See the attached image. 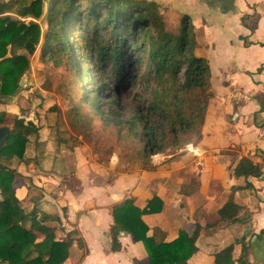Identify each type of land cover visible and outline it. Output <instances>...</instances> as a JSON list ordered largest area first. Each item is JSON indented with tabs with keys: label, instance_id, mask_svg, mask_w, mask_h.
I'll return each mask as SVG.
<instances>
[{
	"label": "trees",
	"instance_id": "obj_1",
	"mask_svg": "<svg viewBox=\"0 0 264 264\" xmlns=\"http://www.w3.org/2000/svg\"><path fill=\"white\" fill-rule=\"evenodd\" d=\"M44 1L48 5L46 14ZM10 3L18 4L16 13L19 17L0 16V98L5 100L18 89L20 76L29 66L27 53L34 52L42 36L41 55L67 56L71 60L73 85L77 78H82V83L92 76L97 79L91 86L88 82L87 88L82 85L84 95L80 103H91L99 110L98 99L111 88L105 70L113 74L115 83L128 85L133 81L140 89L150 90L146 102L157 116L155 122L141 106L135 107L131 117L143 142V157L162 151L168 137L176 139L179 132L190 133L203 123L209 99L213 96L210 68L206 57L196 50L194 25L187 13L181 14L179 27L173 30L168 28V20L154 0H85L84 3L80 0H0V5L6 7H10ZM43 15L45 27L42 30L39 18ZM26 17L29 19L25 20ZM260 43L264 45V37ZM17 49H25L26 53L17 52ZM89 91L93 96H87ZM1 124H7L5 112L0 113ZM40 126L33 119L25 120L23 116L15 115L10 133L0 149V157L15 156L18 162L25 163L34 161L36 158L29 152V135L38 134ZM254 155H264V148H257ZM1 163L0 264H63L73 241L84 248V241L75 227L64 231L62 237H56L48 227L41 228L37 223L31 227L25 225V217L34 222H60V216L40 210L43 195L40 185L32 184L24 197H18L16 188L26 177L17 165ZM262 169L251 156L243 154L237 159L231 173L236 178L243 176L245 183L230 186L226 200L216 210V221L234 222L241 218V213L248 211L235 201L233 193L237 189L253 187L248 176H259ZM25 200L32 205L22 219L18 212L24 210ZM163 202L159 194L152 193L143 206L135 203L133 195L123 204L114 203L108 230L110 248H120L118 234L125 230L132 240L142 242L148 264H189L188 259L198 249L197 237L212 223L195 221L190 233L178 228L173 238L165 239L156 226L149 232L150 226L143 218L144 214L160 212ZM42 229L49 232L40 238ZM263 233L264 227L256 235ZM241 238L242 250L237 259L246 263L249 244L243 242L244 235ZM48 241V248L39 252L38 245L45 246ZM229 260L224 247L213 253V264H230Z\"/></svg>",
	"mask_w": 264,
	"mask_h": 264
},
{
	"label": "crops",
	"instance_id": "obj_2",
	"mask_svg": "<svg viewBox=\"0 0 264 264\" xmlns=\"http://www.w3.org/2000/svg\"><path fill=\"white\" fill-rule=\"evenodd\" d=\"M154 1L159 4L168 23L171 20L180 21L182 13L189 15L194 25L196 50L206 57L210 68V90L213 92L210 100L216 102L220 109V181H215L218 184L217 193H220V199L219 194L203 197L200 193V187L207 181L204 177H207L208 171L205 170L199 173L200 178H203L199 180L193 192L182 194L184 198L181 197L178 202L174 200L177 202L174 205L181 208V201L185 199L184 210L187 213H176L182 222L179 228L190 233L195 221L204 224L208 222L206 214H216L217 208L230 193L232 184L244 185L243 176L236 178L231 173L237 159L243 154H254L257 148H264V45L260 43L264 37V0ZM4 6L0 5V12ZM211 101L210 105L213 103ZM207 115L206 111V119ZM35 122L41 125L38 132L45 133V137L41 138V141H44V150L41 153L36 151L37 154L33 151L32 155L36 158L34 161L18 163L17 169L26 179L16 188V195L24 197L32 184L42 186L43 195L39 208L41 211L57 213L60 222H34L28 217H22L32 205L27 200L23 204L24 210L18 212V217L24 218L26 224L37 223L41 228L48 227L56 237H62L64 231L73 227L77 228L84 241V248L80 247L76 240L73 241L63 264H148V256L142 242L132 240L125 230L118 234L120 248H110L108 230L112 222L111 207L121 201L120 197L124 195V189H127L123 180L107 181L104 176L102 182L98 178V175H102L94 166L86 167L82 159L75 163L68 154H63V149L50 148L51 140L57 139L60 144H63V141L60 137H53L54 128L51 125L42 126L41 122ZM45 129L46 132H43ZM183 157L186 161L190 160L185 155ZM193 159L199 161V157ZM73 163L74 171L69 177L75 178L77 185L71 186L65 182L59 185V180L63 178L62 173L69 172V165ZM248 180L252 183L253 187L250 188L255 190V194H251L248 187H244L235 190L233 195L235 201L249 211V221L238 219L234 222H213L204 234L197 237L198 249L188 259L189 264H213V253L223 247L228 251L229 263L240 264L237 257L242 250V235L245 236L243 242L252 245L254 257L264 262V234L256 235L264 227V172L259 176H248ZM51 183L56 185L55 190L51 188ZM152 193H157L163 198L164 206L165 199L158 190L149 191V195L140 201L137 197L135 203L143 206ZM197 194L201 200L196 205L194 197H197ZM177 198L175 196L174 199ZM161 212L154 213L158 215ZM151 214L153 213L143 215L150 226L149 232L157 224L149 222ZM249 227L252 228L251 235L246 234ZM42 230L40 238L49 232ZM176 233L177 229L176 232H169L170 236L165 239L173 238ZM245 258L248 261L250 259L247 254Z\"/></svg>",
	"mask_w": 264,
	"mask_h": 264
},
{
	"label": "rangeland",
	"instance_id": "obj_3",
	"mask_svg": "<svg viewBox=\"0 0 264 264\" xmlns=\"http://www.w3.org/2000/svg\"><path fill=\"white\" fill-rule=\"evenodd\" d=\"M80 2L84 3L85 0H80ZM17 6L18 4L11 3L10 7L4 6L0 16L10 14L13 17H19L16 13ZM46 8L44 1L43 11ZM43 17L44 15L39 18L42 30L45 27ZM28 19L29 17L25 18V20ZM178 27L179 19L177 22L171 20L168 25V28L173 30ZM41 43L42 36L34 52L27 53L29 66L24 71L25 85H19L14 94L0 102V113H6L9 127L15 115L23 116L25 120L34 119L38 123L41 122L42 126H55L52 135L54 138L60 137L63 144L53 139L49 147L63 149V154H68L75 163L78 159H82L86 167L87 165L94 166L102 175V177L98 175L102 182L104 176L107 181L108 179L123 180L127 189H124V195L120 197V200L133 195L135 200L139 197L140 201L141 198L147 197L151 190L161 192L165 199L163 210L158 215L157 213L151 214L148 220L151 224L157 222L155 226L163 238L170 236L169 232H176V229L182 225L177 211L181 214L187 213L184 210L185 199L181 201L179 206L181 208H177L174 203L184 198L182 194H190L195 190L199 180L203 178H200L199 173L208 171L207 177H204L207 181L200 187L202 196L219 194L220 199V193H217L218 184L215 182L217 179L220 181V160H218L220 158L218 157L220 155V109L216 102L209 99L213 103L211 105L208 103L210 106V108L207 106L208 110H206L208 117L204 118L203 123L195 131L179 132L176 139L168 137L162 151L143 157L141 154L143 142L135 131L137 126L131 123V117L135 107L141 106L144 111H147L152 122H155L157 116L153 115L154 110L149 108L146 102L150 90L140 89L139 84L133 81H130L128 85L115 83L112 80L113 74L105 70V76L108 77L111 88L109 87L108 93L98 99L99 110L95 109L91 103L84 101L80 103L81 96L84 95L82 85L87 88L88 82L91 86L97 82V79L92 76V79H86L87 81L82 83V78L79 80L77 78L74 86L71 60L67 56L59 58L45 53L41 55ZM17 52L26 53L25 49H17ZM86 94L88 97L91 94L93 96V92L90 91ZM43 137L45 133L38 132V134L29 135L30 153L33 151L41 153L44 150L42 145L44 141H41ZM193 148H197V152H194ZM184 155L190 160L183 159ZM250 156L261 164L264 172V155L260 157L250 153ZM193 157H199V161ZM0 161L10 166H18L19 163L15 156L11 158L1 156ZM73 165L74 163L69 165L71 168L69 172L62 173L63 178L59 180V185L64 182L71 186L77 185L76 179L69 177L74 171ZM55 187L56 185L51 183L53 190ZM247 189L251 194H255L254 189L250 187ZM175 196L178 198L174 199ZM194 199L197 205L201 200L200 195L197 194ZM248 213L249 211L241 213L240 219L249 221ZM215 217L217 214H206V219L212 224L216 221ZM25 225L31 227L29 224L25 223ZM251 230L252 228L249 227L246 234L251 235ZM49 241L45 243V246L38 245L39 252H44L48 248ZM71 254H73L72 249ZM246 254L250 258L249 261L240 262V264H264L252 254L251 244Z\"/></svg>",
	"mask_w": 264,
	"mask_h": 264
},
{
	"label": "water",
	"instance_id": "obj_4",
	"mask_svg": "<svg viewBox=\"0 0 264 264\" xmlns=\"http://www.w3.org/2000/svg\"><path fill=\"white\" fill-rule=\"evenodd\" d=\"M48 11V5H47V8H46V11H45V14L47 13ZM26 83V79H25V72L22 74L21 78L19 79V85H25ZM4 101V99L0 98V102ZM10 133V127L7 125V124H1L0 125V149L1 147L3 146V144L5 143L8 135ZM0 164L1 161H0ZM128 198H130L129 196H126L125 198H123L119 204H123L125 202V200H127Z\"/></svg>",
	"mask_w": 264,
	"mask_h": 264
},
{
	"label": "built area",
	"instance_id": "obj_5",
	"mask_svg": "<svg viewBox=\"0 0 264 264\" xmlns=\"http://www.w3.org/2000/svg\"><path fill=\"white\" fill-rule=\"evenodd\" d=\"M192 150H193L194 152H197V151H196V150H197V148H195V149L193 148Z\"/></svg>",
	"mask_w": 264,
	"mask_h": 264
}]
</instances>
